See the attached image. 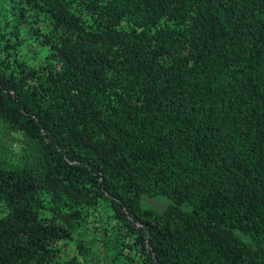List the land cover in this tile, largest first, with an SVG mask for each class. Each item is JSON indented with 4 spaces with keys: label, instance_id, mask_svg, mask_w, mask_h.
<instances>
[{
    "label": "trees",
    "instance_id": "trees-1",
    "mask_svg": "<svg viewBox=\"0 0 264 264\" xmlns=\"http://www.w3.org/2000/svg\"><path fill=\"white\" fill-rule=\"evenodd\" d=\"M3 1L0 264H79L86 209L126 264H264V0Z\"/></svg>",
    "mask_w": 264,
    "mask_h": 264
},
{
    "label": "rangeland",
    "instance_id": "rangeland-1",
    "mask_svg": "<svg viewBox=\"0 0 264 264\" xmlns=\"http://www.w3.org/2000/svg\"><path fill=\"white\" fill-rule=\"evenodd\" d=\"M4 9V1L0 0V11ZM0 25H2L1 22ZM22 50V58L32 63L43 58L46 52V48L29 35L25 38ZM21 148L18 132L9 131L0 125V164L16 165L19 163ZM168 202L169 200L162 195L151 197L141 195L139 205L142 208L160 212ZM102 216L100 211L86 209L82 223L75 229L72 238L65 241L61 247L63 257H71L76 254L79 264H126L120 260L111 259V250L105 247L104 240L100 238V232L103 228ZM106 237L110 238L112 234L110 233ZM77 244L86 247L87 255H81L77 252Z\"/></svg>",
    "mask_w": 264,
    "mask_h": 264
}]
</instances>
